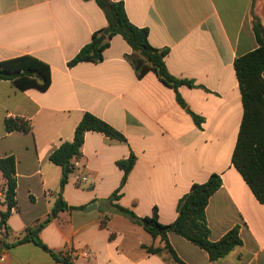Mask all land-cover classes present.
I'll use <instances>...</instances> for the list:
<instances>
[{
  "label": "crops",
  "instance_id": "crops-1",
  "mask_svg": "<svg viewBox=\"0 0 264 264\" xmlns=\"http://www.w3.org/2000/svg\"><path fill=\"white\" fill-rule=\"evenodd\" d=\"M112 1L123 2L130 22L148 29L153 47L167 50L169 73L193 82L178 88L185 107L153 72L137 78L126 59L132 49L120 35L102 62L68 66L108 24L95 0H0V62L34 56L50 66L52 80L40 91L0 79V156L15 158L17 177V205L0 237L15 242L61 199L75 209L61 211L40 238L57 254L71 253L72 264H175L164 242L118 207L138 218L157 209L159 222L168 225L191 186L217 174L222 185L206 208L210 239L239 227L242 245L216 262L174 232L168 233L171 247L186 264H264V205L232 164L243 117L234 62L258 47L255 20L264 39V0ZM86 112L125 140L86 132L83 156L61 189L62 169L50 156L73 140ZM6 119L31 130L7 132ZM131 155L135 164L121 187L124 171L117 162ZM4 189L0 171V214ZM145 247L161 252L149 254ZM0 264L63 263L28 242L3 249Z\"/></svg>",
  "mask_w": 264,
  "mask_h": 264
},
{
  "label": "trees",
  "instance_id": "trees-1",
  "mask_svg": "<svg viewBox=\"0 0 264 264\" xmlns=\"http://www.w3.org/2000/svg\"><path fill=\"white\" fill-rule=\"evenodd\" d=\"M95 1L104 12L108 24L105 28L92 34L91 41L83 46L76 56L68 62V66L73 67L82 62H102L104 51L109 47L111 39L120 35L132 49V53L127 55L126 59L133 67L137 78L142 79L147 73L153 72L162 83L177 92L179 104L185 107L178 94V88L182 85L191 87L193 82L178 79L169 73L164 62L167 50L157 49L149 43L148 29L137 27L130 22L123 2ZM254 31L258 47L236 58L234 62L243 105V117L232 154V164L249 186L257 201L264 205V79L262 77L264 72V39L258 20L254 22ZM0 79L13 82L21 90L34 88L46 91L52 82L51 68L47 63L34 56L23 55L0 62ZM192 116L195 121H198L194 114ZM5 129L7 132L15 130L28 132L31 130L26 122L13 119L5 120ZM88 131H96L109 138L125 140L118 130L105 121L89 112L84 113L75 129L73 140L63 142L50 156V161L62 169L61 189L64 188L70 176L75 172V161L80 160L83 156L82 147L85 133ZM134 164V155L117 162L119 168L124 171L121 187L125 184ZM0 171L5 179L4 205L6 210L0 214V227H3L6 225L13 208L17 205L15 158L13 156H0ZM221 185L222 180L217 174H212L205 183L193 184L189 193L179 201L176 220L168 225L159 222L157 209H154L151 216L143 218H138L133 212L125 208L118 207V209L140 224L152 238H160L175 264L186 263L179 258L171 247L168 240L169 232H174L198 246L208 254L210 261L216 262L242 245L239 227H234L218 241L210 239L211 231L207 222L206 208L211 197L220 189ZM111 199H118L117 193L113 194ZM73 209L75 208L67 206L59 199L47 218L27 226L23 236L15 242L6 244L0 237V257L3 249L32 242L49 253L56 261L72 264L70 257L57 254L45 245L40 238V232L61 211ZM145 249L149 254L161 252L159 248L145 247Z\"/></svg>",
  "mask_w": 264,
  "mask_h": 264
},
{
  "label": "built area",
  "instance_id": "built-area-1",
  "mask_svg": "<svg viewBox=\"0 0 264 264\" xmlns=\"http://www.w3.org/2000/svg\"><path fill=\"white\" fill-rule=\"evenodd\" d=\"M76 165H77V164H75V166H76ZM63 256L70 257V256H71V253L65 252V253L63 254Z\"/></svg>",
  "mask_w": 264,
  "mask_h": 264
}]
</instances>
